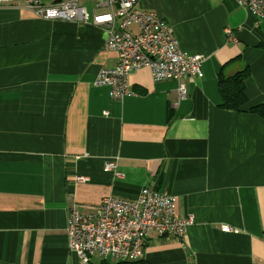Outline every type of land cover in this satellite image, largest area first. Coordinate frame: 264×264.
I'll use <instances>...</instances> for the list:
<instances>
[{"label":"crops","instance_id":"crops-1","mask_svg":"<svg viewBox=\"0 0 264 264\" xmlns=\"http://www.w3.org/2000/svg\"><path fill=\"white\" fill-rule=\"evenodd\" d=\"M79 2L90 14L109 11ZM137 6L165 20L184 53L203 57L184 99L176 82L141 68L130 75L133 94L111 100L93 85L116 64L104 27L0 5V264H83L67 246L68 206L133 199L143 187L167 190L176 216L193 220L181 239L151 235L143 261L264 264V120L247 111L264 102V21L235 0ZM244 69L247 103L220 108L218 73Z\"/></svg>","mask_w":264,"mask_h":264},{"label":"built area","instance_id":"built-area-1","mask_svg":"<svg viewBox=\"0 0 264 264\" xmlns=\"http://www.w3.org/2000/svg\"><path fill=\"white\" fill-rule=\"evenodd\" d=\"M15 1L46 20L92 22L106 29L104 48L115 53L116 64L101 68L93 85L107 87L111 100L121 101L133 94L130 75L141 68H148L155 82H176L179 99L187 94L184 79L201 75L203 57L184 53L172 27L155 12L138 8L137 0H96L98 6L109 7L108 12L96 14H90L79 0H0V5ZM235 1L257 24L264 21V0ZM104 168L113 169L114 164L107 162ZM192 222L191 217L176 216L175 198L166 190L143 187L133 199L108 194L86 210L70 204L65 232L69 250L83 264L93 256L107 262L137 261L143 258L151 235L181 239ZM221 231L235 229L224 225Z\"/></svg>","mask_w":264,"mask_h":264},{"label":"trees","instance_id":"trees-1","mask_svg":"<svg viewBox=\"0 0 264 264\" xmlns=\"http://www.w3.org/2000/svg\"><path fill=\"white\" fill-rule=\"evenodd\" d=\"M249 76V70L244 69L231 76H224L221 72L217 76V88L221 99L219 107L225 110L240 111L247 103L245 95V80ZM248 112L257 114L264 120V102L255 104L248 108ZM101 264H148L141 260L119 261L107 263L102 260Z\"/></svg>","mask_w":264,"mask_h":264},{"label":"bare ground","instance_id":"bare-ground-1","mask_svg":"<svg viewBox=\"0 0 264 264\" xmlns=\"http://www.w3.org/2000/svg\"><path fill=\"white\" fill-rule=\"evenodd\" d=\"M167 191V190H166ZM155 192H157V191H155ZM168 192V191H167ZM170 194V193H169ZM172 195V194H171ZM174 198H175V196L174 195H172ZM175 202H176V198H175ZM175 214H176V204H175ZM67 243H68V240H67ZM69 249V248H68Z\"/></svg>","mask_w":264,"mask_h":264},{"label":"rangeland","instance_id":"rangeland-1","mask_svg":"<svg viewBox=\"0 0 264 264\" xmlns=\"http://www.w3.org/2000/svg\"><path fill=\"white\" fill-rule=\"evenodd\" d=\"M79 258V257H78ZM105 262H107V261H105ZM82 263V262H81ZM109 263H112V262H109Z\"/></svg>","mask_w":264,"mask_h":264}]
</instances>
